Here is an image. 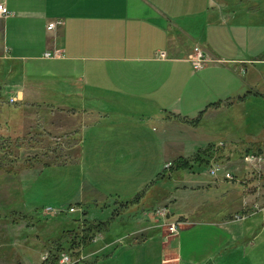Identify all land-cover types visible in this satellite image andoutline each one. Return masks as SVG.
<instances>
[{"label":"rangeland","instance_id":"rangeland-1","mask_svg":"<svg viewBox=\"0 0 264 264\" xmlns=\"http://www.w3.org/2000/svg\"><path fill=\"white\" fill-rule=\"evenodd\" d=\"M227 8L230 16L227 17L224 12L223 18L220 17L227 19L221 31L207 29L206 17L197 18L187 46L193 49L196 44L202 46L208 41L219 49L225 47L222 51L226 57L246 59L264 55V0H238L229 3ZM250 10L253 12L250 13ZM254 12L258 14L254 15ZM215 23L219 25V22ZM2 40L0 24V54L3 53ZM48 66L51 71L55 69ZM231 66L234 68L235 65ZM3 67L0 63L1 76ZM236 67L235 71L226 72L224 80L218 76L221 75L219 72L214 73L217 79L226 82L230 92L228 95L235 99L233 103L227 105L223 102L216 111H207L194 125L189 124L187 131L183 129L184 132H180L182 129L174 128L178 134L173 136L179 138L178 142L161 146L154 139L160 134L158 121H149L147 115L138 114L139 118L136 119L142 120V124L134 127L133 132L135 136L139 135L140 142L132 146L137 160H128V145H108L110 138L130 136L128 131L112 124H116L117 114H111L98 126L87 128L81 133L82 143L70 151L66 149L69 141L61 137L63 134H54L50 138L43 136L37 139L39 144L30 147L28 139L34 134V129H28L24 123L18 124L17 129L21 130L18 137L27 141H19L20 156L12 166L28 163L27 159L33 155L39 162L13 177L8 173L14 155L10 150L13 145L3 150L0 148V264H47L44 259L50 247L55 250V244L51 245L49 241L44 246L42 241H38L39 235L44 239L54 236L65 222L73 218L82 220L83 211H86L85 218L88 220L108 221L107 228L94 233L90 245L77 248V255L68 253L70 264L77 259L80 264H180L175 240L181 228L190 222L182 221L176 233L169 231V223L179 221V215L192 210L190 205L194 200L202 203V206L195 209L193 214L186 215L188 220L214 218L219 212V215H223L229 208L220 195L221 192L225 193L223 183L215 185L218 181L215 182L208 175L207 166L194 164L191 169L175 172L171 179H156L166 164L173 161L171 159L164 163L167 155L160 150L167 147L169 155L173 156V153L183 149L190 153L187 158H192L209 148L206 153L222 155L223 164H227L237 175L245 174L241 161L243 151L260 149L264 153V64L252 65L248 62L247 77L254 78L258 73L257 78H261L258 82L249 80V84L244 79L246 75L242 66L237 64ZM27 69L35 71L38 68L28 65ZM7 91L3 90L4 97ZM217 91L216 85L209 89L212 97H216ZM238 95L244 97L242 101L237 100ZM48 118L57 125L66 123L68 117L58 112ZM126 122L132 123L130 120ZM10 137L15 139L17 136ZM13 150L15 152L16 148L13 147ZM41 162H50L51 165L42 167ZM188 179L207 181L208 185L198 189L187 187L191 192L187 190L181 193V190L187 189L181 185L182 181ZM255 180L252 178L246 184L248 201L239 220L264 212V178ZM143 190L144 199L141 198L140 202L128 206L122 204ZM170 195L171 199L163 200V196ZM71 206L81 211L69 212ZM47 207L53 211H46ZM159 207H166L169 213L165 217L157 216L154 210ZM35 209H42V223L35 221L34 217H22ZM145 209H148L146 211L150 212L153 220L145 219L142 214ZM253 219L263 220V216L259 214ZM197 236L199 234L194 239ZM248 237L250 242L244 240L239 243L236 252L230 251L233 253L230 258L224 253L221 258L218 256L220 261L214 264H264V225L257 232H250ZM65 246L67 248L68 244Z\"/></svg>","mask_w":264,"mask_h":264},{"label":"crops","instance_id":"crops-1","mask_svg":"<svg viewBox=\"0 0 264 264\" xmlns=\"http://www.w3.org/2000/svg\"><path fill=\"white\" fill-rule=\"evenodd\" d=\"M234 1L238 2L0 0L9 11V14L0 17L3 37L0 63L4 66L0 75V101L7 102L12 96L17 98L12 117L6 112L3 117L0 116L5 124V127L1 126L3 131L16 136L21 131L17 125L24 123L30 130L43 132L41 138L63 134L61 137L69 141L66 149L70 151L82 143L81 133L87 128L98 126L111 114H117L116 124H112L128 131L130 136L110 138L108 145H128L127 156L131 161L137 160L132 146L140 142L139 135L135 136L133 131L134 127L142 124V120L136 118H139L138 114H144L149 121L157 120L160 124V134L154 139L161 146L178 142L179 138L173 136L178 133L173 129L179 128L182 129L180 132H184L183 129L187 131L190 124L180 118L194 120L200 112L203 115L207 111H216L223 102L227 105L233 103L235 99L228 95V86L223 81L226 72L235 71L236 65L240 64L246 83L249 84V80L261 81L257 78L258 73L254 78L247 77V64H264V55L230 58L222 51L225 47L219 49L207 41L202 46L195 45L200 46L208 56L204 68L194 70L186 60L192 49L187 46V39L193 26L197 25V18L206 17L207 29L221 31L227 19L220 17L223 18L224 12L227 17L230 16L227 5ZM257 14L254 12V15ZM58 18L63 20V24L48 29V23ZM46 51L59 55L44 58ZM158 51H165L167 57L158 58ZM231 64L235 65V69ZM28 65L38 69L29 71ZM48 65L55 69L51 71ZM217 72L223 80L215 77ZM214 85L218 89L216 97L209 92ZM4 89L8 90L5 97L2 95ZM238 98L242 101L244 97L238 95ZM58 112L67 114L66 123L56 125L50 121L48 117ZM173 115L179 117L174 118ZM120 116L124 120L119 119ZM128 120L132 123L126 122ZM160 152L167 155L164 163L190 155L180 149L170 156L167 147ZM76 154L79 155V151ZM192 180L182 181L181 185L196 189L208 185L207 181ZM216 181L218 184L215 185L223 183L225 187V193L220 195L229 209L223 215L215 213L214 218L188 220L186 215L193 214L202 206L194 200L190 205L194 210L179 215L183 222H190L181 228L175 240L180 264H214L224 253L230 258L238 250L239 243L244 240L250 242V232H257L264 225V212L254 215L261 214L263 220H251L254 216L234 219L235 215L244 213L248 197L238 184ZM187 190L191 192L187 188L181 193ZM167 198L172 196H163V200ZM149 213L145 209L142 214L146 220H153ZM198 234L199 237L194 239ZM232 250L233 253L230 252Z\"/></svg>","mask_w":264,"mask_h":264},{"label":"trees","instance_id":"trees-1","mask_svg":"<svg viewBox=\"0 0 264 264\" xmlns=\"http://www.w3.org/2000/svg\"><path fill=\"white\" fill-rule=\"evenodd\" d=\"M17 104L15 103H9L8 101H0V111L2 110V113H0V116L3 117V113L6 112V114L8 116L13 115L14 112V108L16 107ZM10 109V111H9ZM202 116V112L199 113V115L194 119V120H189V119H185V118H180L184 121H187L190 124H194L196 123L200 117ZM0 117V148L3 150L5 149V147H9L13 145V147L16 148V151L14 152L13 147H11V151L14 155H12L11 158V166L8 170L9 174H12L13 177L19 176V174L25 169V168H31L33 167L35 162H39V159L36 158V155H33L32 158H28L27 162L28 163H23L20 165H16L15 167H13L12 163H14V161L17 159H19L20 153H19V148L21 147V145L19 144V141L21 142H25L27 141V139H22L19 138L18 136L20 134H17L15 139H12L9 134H6L2 127H5V124H3V119H1ZM174 118H177L179 116L177 115H173ZM6 125L9 127V124L6 123ZM2 126V127H1ZM12 127L10 126V129ZM16 132V131H15ZM43 132H37L35 131L34 134H31V136L29 137L28 141L30 142L29 145L30 147H34L33 144L37 143L35 141H37V137L41 138ZM39 139V138H38ZM39 141V140H38ZM39 144V143H37ZM210 147V145L208 146ZM209 149V148H208ZM208 149H206V152L208 151ZM196 153V155H194L192 158H184V157H177L176 159H174L171 162V165L169 167H165L164 170L158 174L156 179H163V178H167V179H171L172 174H174L175 172H178L180 170H187V169H191L194 164H198V165H204L209 167L213 162H220L223 163L224 161V157L222 155H218V156H213L212 153ZM247 152H256V153H260V149L258 150H250L247 149L245 151H243L244 153ZM242 156V155H241ZM222 158V159H221ZM227 157H225L226 159ZM38 159V160H37ZM30 160V161H29ZM42 167L45 166H49L51 165L50 162H41ZM144 190L141 191L140 193H138L133 199L126 201L124 203H122L125 206H128L129 204H133V203H138L140 202L141 198H143L142 196H144L143 194ZM158 197H161L160 195ZM146 208V207H145ZM148 210V209H146ZM41 211L42 209H35L33 211H29L26 214H23L22 217L26 218L27 216L30 218H35L37 222H43L44 218L41 215ZM86 215V211L82 212V217L83 219L80 220L78 218H73L71 219L70 222H65L64 223V227L62 229H60V231L58 233H56L54 236L51 237H47V238H42L40 235L38 237V241H42L44 244L45 242H52L51 245L55 244L53 247H55V250H51L52 248L50 247V250L48 251L47 256L44 259V262H46L47 264H59V260L61 258L62 254H66V255H77L79 250H76L77 248H80L81 246H88L92 243V237L94 235V233L96 232H102L107 228V222H103V221H92V220H88L85 218ZM171 215V213H170ZM181 221L182 219L179 218ZM75 222L77 224H75ZM159 229V228H156ZM160 230V229H159ZM35 236H38L36 233L34 234ZM42 238V239H41ZM56 238V239H55ZM56 242H54L55 240ZM54 242V243H53ZM66 244H68V247L66 248ZM43 246V245H42ZM45 246V244H44ZM69 253V254H68ZM78 258V257H77ZM73 264H80V260L77 259Z\"/></svg>","mask_w":264,"mask_h":264},{"label":"built area","instance_id":"built-area-1","mask_svg":"<svg viewBox=\"0 0 264 264\" xmlns=\"http://www.w3.org/2000/svg\"><path fill=\"white\" fill-rule=\"evenodd\" d=\"M7 14H9L8 9L3 3H0V17H4ZM63 24V20L61 18L54 19L50 21L47 25L48 29L56 28L57 26H60ZM57 52H51L46 51L43 54L44 58H53L55 56H58ZM156 56L161 59H165L167 57V54L165 51H158L156 53ZM186 60L191 64V67L194 70H200L204 68L206 62L208 61V56L204 52V50L200 46H194L193 49L186 55ZM17 101V98L15 96L9 97L8 102L14 103ZM222 144V143H221ZM220 144V146H221ZM241 161L243 162V168L245 169L244 175H237L233 170L229 169L227 167V164L219 163V162H213L208 168L207 173L209 176H211L214 180H221L226 181L229 183H235L239 186L243 187V191L246 190V184L250 181V179H256L255 181H260L262 178H264V153H256V152H247L242 154ZM171 163H167L166 167H169ZM247 174H250L248 176ZM46 211H53L50 207L45 208ZM69 212H75V211H81L78 207L71 206L68 209ZM155 211V214L157 216H163L165 217L167 215L168 209L166 207H159ZM243 217V214L235 215L234 219H240ZM182 223L181 220L174 221L172 223H169L168 229L171 233H176L178 230L179 225ZM61 264H70V259L66 254H62L60 258Z\"/></svg>","mask_w":264,"mask_h":264}]
</instances>
